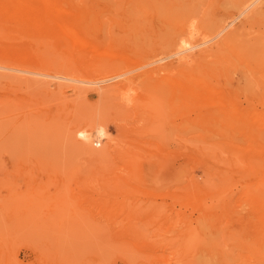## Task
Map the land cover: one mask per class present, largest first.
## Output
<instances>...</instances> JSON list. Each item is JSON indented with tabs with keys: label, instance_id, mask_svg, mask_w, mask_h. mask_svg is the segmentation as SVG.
Here are the masks:
<instances>
[{
	"label": "rangeland",
	"instance_id": "1",
	"mask_svg": "<svg viewBox=\"0 0 264 264\" xmlns=\"http://www.w3.org/2000/svg\"><path fill=\"white\" fill-rule=\"evenodd\" d=\"M224 2L64 0L81 43L1 60L0 264H264V86L143 65L215 40Z\"/></svg>",
	"mask_w": 264,
	"mask_h": 264
},
{
	"label": "bare ground",
	"instance_id": "2",
	"mask_svg": "<svg viewBox=\"0 0 264 264\" xmlns=\"http://www.w3.org/2000/svg\"><path fill=\"white\" fill-rule=\"evenodd\" d=\"M63 2L64 0H0V30H6L11 39L5 41L4 46L1 45L4 41L0 39V68H6L1 64V60H8L15 64L25 63V65H34V67L47 66L43 57V50L45 46L49 45L47 41L49 39L60 40L64 44L69 43V45L82 42L77 29L80 21L72 18L70 11L62 6ZM226 2L227 4L224 2L226 6H223V12L212 16V20L216 22L218 29L215 40L210 43L200 42L188 49H182L172 54L154 56L155 58L153 57L151 61L145 62L143 65L148 63L153 65V63L163 62L167 58H174L167 61L166 65H176L179 69L174 78L168 77L167 82L175 86L179 85V88L176 87L182 93H188L191 90L189 87L195 84H201L203 90L208 91L217 90L214 86L222 88L227 85H234L241 79L257 85V90L260 92L259 87L264 86V0H228ZM17 35L25 36L28 39L23 40L22 37L15 40ZM47 54L49 55L48 52ZM15 64L12 65L15 66ZM59 65H62L65 71L64 64L60 63ZM52 67L54 68V66ZM166 68L168 69V67ZM148 74L147 70L140 74L143 81L150 80L151 76ZM11 76L6 78L10 79ZM27 78L29 79V77ZM36 78L38 77L36 76ZM34 80L36 81V79ZM123 80L127 82L130 77H125ZM43 82L45 83V81ZM111 87L113 88V86ZM2 103L5 104L6 102H0V107L3 110L4 105ZM158 107L163 109L161 104ZM160 109L157 110V115L161 114ZM0 112L2 114V111ZM158 118L160 119L159 116ZM81 129H85V131L78 133L89 140L87 143L90 144L89 131L93 129V126ZM95 134L99 139L106 137L103 127L97 128Z\"/></svg>",
	"mask_w": 264,
	"mask_h": 264
}]
</instances>
